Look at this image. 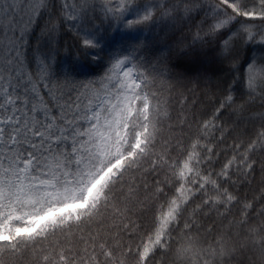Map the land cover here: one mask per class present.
<instances>
[{
	"label": "snow or ice",
	"instance_id": "obj_1",
	"mask_svg": "<svg viewBox=\"0 0 264 264\" xmlns=\"http://www.w3.org/2000/svg\"><path fill=\"white\" fill-rule=\"evenodd\" d=\"M202 11L203 19L193 26L195 39L224 34L240 21L221 48L233 64L238 63L235 41L264 44V0H214L210 5L203 0H0V225L15 208L20 219L13 222V229L26 226L29 215H41L67 202L48 198L50 190L90 187L109 168L113 175L105 190L102 212L122 204L121 197L131 199L128 192L137 190V182L139 190L151 193L154 211L150 229H143L131 217L109 229L119 233L118 239L126 238L123 251L102 235L96 239L92 225L86 222L61 229L63 240L51 239L57 237L56 231L41 237H16L10 231L11 239L0 241V264H29L33 258L34 264H121V256L130 257L135 264H156L158 256H167L179 243L174 237L181 231L201 230L196 222L197 209L203 215L205 208L239 206L235 218L228 222L231 229H243L250 220L264 217V209L252 215L254 205L241 201L234 191L238 182L247 183L258 168L264 173V158H260L264 157V112L249 118L251 128L246 138L234 137L222 157L218 156L220 146L227 141L217 134L225 129L216 124L226 110L244 114L253 109L256 99L264 102V60L254 58L242 74L246 98L238 102L226 89L211 116L197 122L170 113L176 109L171 99L164 98L165 91H176L177 103L187 98L180 90L185 84L176 82L168 87L173 80L166 74V65L154 69L155 75L140 72L144 66L135 63L132 55L117 53L100 81L109 86L97 90L93 81L79 86L71 80L53 82L50 63L40 55L30 62L28 56L29 38L38 27L43 34L55 36L70 25L82 52L98 48L99 38L84 30L91 13L135 29L157 17L180 20ZM157 82L167 83L153 91ZM117 115L128 117L119 125L123 131L127 124L122 151L102 159L96 133L101 128L108 131V122L115 123ZM171 120L176 121L182 135L174 145L171 141L161 144L163 130ZM185 131L190 135L184 136ZM137 140L142 141L139 149ZM121 160L124 164L116 167ZM162 173L166 179L160 178ZM83 195L76 198L83 199ZM189 201L196 205L191 216L187 214ZM103 224L97 223L96 228ZM73 230L69 238L67 233ZM204 231L215 241L213 229ZM45 240L49 248L44 247ZM231 261L244 264L235 251L224 257V264Z\"/></svg>",
	"mask_w": 264,
	"mask_h": 264
},
{
	"label": "trees",
	"instance_id": "obj_2",
	"mask_svg": "<svg viewBox=\"0 0 264 264\" xmlns=\"http://www.w3.org/2000/svg\"><path fill=\"white\" fill-rule=\"evenodd\" d=\"M137 2L150 3L157 0H137ZM203 2L210 5L214 0H203ZM203 15L202 11L180 20L157 17L148 24L130 29L122 21L91 13L84 22V30L95 33L99 38L98 48L82 52L75 32L70 30V25L62 27L55 36L43 34L38 27L29 38L28 56L30 62L34 56L40 55L50 63L49 76L53 82L71 80L77 82L79 86V83L93 81L92 87L97 90L108 86L106 82L100 83V81L107 72L111 59L117 53L132 55L137 60L135 63L144 66L139 69L140 72H153L155 75L154 69H158L161 64L166 65V74L173 80L168 87L172 88L176 82L186 86L180 90L187 99L181 98L180 103H177L176 91H165L164 98L171 99L176 109L175 112L170 109V113L173 116H186L189 120L195 118L198 122L211 116L223 99V92L226 89L232 92L238 102L246 98L247 90L242 74L254 58L264 60V44L239 40L233 45L238 63L233 64L230 58L222 54L223 41L239 28L240 21L235 22L224 34L195 39L193 26L201 22ZM32 66L36 65L33 63ZM163 83L157 82L153 91L162 87ZM262 104L264 102L256 99L250 112L241 114L239 111L226 110L221 113V118L216 124L222 125L225 131L217 135H223L227 142L220 146L221 152L218 156L222 157L227 152L234 137H240L242 140L246 138L245 134L251 128L248 120L264 112ZM182 108L183 113L180 111ZM181 135L176 121L171 120L168 122V127L163 130L161 144L171 141L174 145L176 138ZM183 135L188 136L190 133L185 131ZM169 151L173 156L176 155L172 151V146L169 147ZM159 154L158 148L157 155ZM160 178L167 177L162 173ZM233 179L235 180V177ZM148 182L150 187L151 177H148ZM169 183L172 181L169 180ZM107 184L101 196L91 206L82 210L77 217L56 222L36 232L35 235L26 237H41L56 231L57 237L51 239L63 240L64 236L60 235L61 229L68 228L70 224L79 225L86 222L92 225L96 239L102 235L106 240L110 239L115 248L123 251V242L126 238L118 239L119 233L111 232L109 229L115 224L126 222L128 217L143 229H150L154 218L153 199L151 193L139 190V182H137V190L128 192L131 199L121 197L122 204H113L109 206L108 212H102ZM230 190L233 189L230 187ZM234 191L241 201L254 205L252 215L264 209V196H262L264 173H261L259 168L253 173V177L248 178L247 183L238 182ZM189 204L191 206L188 207L187 214L191 216L196 205H192L191 201ZM196 204H199L198 199ZM238 208L239 206L205 208L203 215H199L200 209H197L196 222L201 230H193L189 233L181 231L174 237L179 243L168 250L167 256H158L156 264H161L162 260L164 264H224V257H230L234 251L239 254V259L243 260L244 264H264V243H262L264 217L257 216L256 219L250 220L243 229L239 226L231 229L228 222L235 218ZM101 221L104 222L103 226L96 228V224ZM204 228L213 229L215 241L212 235L204 231ZM74 231L67 233L69 238L73 236ZM44 247L49 248V241H44ZM120 262L135 264L130 257L124 256L120 257ZM29 264H34V258ZM231 264H238V261H231Z\"/></svg>",
	"mask_w": 264,
	"mask_h": 264
},
{
	"label": "rangeland",
	"instance_id": "obj_3",
	"mask_svg": "<svg viewBox=\"0 0 264 264\" xmlns=\"http://www.w3.org/2000/svg\"><path fill=\"white\" fill-rule=\"evenodd\" d=\"M139 82V81H138ZM109 86V85H108ZM130 115V114H129ZM128 117L117 115L115 123L108 122L111 125L108 131L101 128L96 135L99 137L96 147L102 159H108L110 156L115 155L122 151L121 140L125 139L127 124L125 123L124 130H119V125L124 123ZM106 125L105 127H108ZM115 132V136H113ZM142 141L137 140L136 147L139 149ZM124 164V160L118 162L116 167H120ZM113 169L109 168L100 179L91 183L90 187L81 185L79 187L71 186L65 189H57L55 191L50 190L46 195L51 200H65L67 202L48 208L41 215H29L25 221L24 227H15L13 229V222L20 219L19 214L16 213L15 208L11 209V214L8 215V219L5 224L0 225V240H9L10 231L15 232V236H31L36 232L47 228L49 225L63 220H69L77 217L82 210L91 206L102 194L105 185L112 179ZM86 189V190H85ZM83 195V199H77L76 197ZM3 196L0 195V199ZM6 211H8L6 206Z\"/></svg>",
	"mask_w": 264,
	"mask_h": 264
}]
</instances>
